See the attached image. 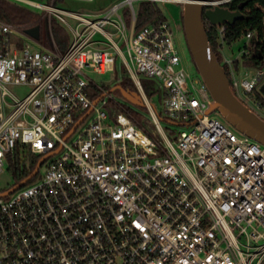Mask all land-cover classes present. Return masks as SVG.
I'll list each match as a JSON object with an SVG mask.
<instances>
[{"label":"built area","instance_id":"obj_1","mask_svg":"<svg viewBox=\"0 0 264 264\" xmlns=\"http://www.w3.org/2000/svg\"><path fill=\"white\" fill-rule=\"evenodd\" d=\"M11 1L42 10L48 40L0 18V171L16 148L55 158L38 180L0 197V264H264V145L207 112L212 97L185 68L170 22L136 29V0L90 13L58 8L57 0ZM234 1L245 0L202 5L229 9ZM52 18L70 31L64 50ZM211 25L231 90L264 120L256 95L264 64L241 61L252 32L236 39L243 42L232 57L228 23ZM117 59L155 132L87 75L114 71ZM141 77L156 79L162 110L186 127L172 139ZM11 85L29 90L20 97Z\"/></svg>","mask_w":264,"mask_h":264},{"label":"water","instance_id":"obj_2","mask_svg":"<svg viewBox=\"0 0 264 264\" xmlns=\"http://www.w3.org/2000/svg\"><path fill=\"white\" fill-rule=\"evenodd\" d=\"M180 1L182 3V25L186 43L201 80L213 100L207 112L217 111L236 130L264 145V120L242 103L231 90L226 71L217 59L204 23V19H206L211 24L223 22L233 24L235 20L245 17L241 10L246 1L240 2L237 9L233 11L220 6L205 9L202 5L203 0ZM25 32L33 39L39 38L38 26L26 28ZM114 78L118 80L117 69L114 70ZM113 89H118L122 97L132 104L146 107L140 93L124 89L119 80L111 90ZM260 89L264 94V83ZM82 118L73 125L69 133L73 131ZM47 157V155L40 157L32 172L6 191L0 192V197H5L16 188L26 184L30 178L36 175L41 163Z\"/></svg>","mask_w":264,"mask_h":264},{"label":"rangeland","instance_id":"obj_3","mask_svg":"<svg viewBox=\"0 0 264 264\" xmlns=\"http://www.w3.org/2000/svg\"><path fill=\"white\" fill-rule=\"evenodd\" d=\"M34 1L42 2V3L47 2V0H34ZM120 1L121 0H93L91 2H87V1H80V0H57L55 3V6L58 8L64 9V10H70V11H75V12H80V13H90V12H95L99 9L108 8L112 3L114 2L118 3ZM11 2L15 3L16 5L27 7L28 9L36 12L37 14L42 13V10L39 8L31 7V6L22 4L20 2H15V1H11ZM140 3L141 1H137V0L133 2V7L136 9V11L138 10ZM157 4L161 10L162 15L167 18V20L170 22L173 28L175 46L177 47L179 53L182 56L183 64L185 68L191 74L192 79H197L200 83L201 77L197 71V68L189 52L186 39H185V35H184V31H183V25L181 21L182 3L181 2H170V1H158ZM121 11H122V15L124 16L125 22L127 26L129 27L130 19H131V13H130L129 7L125 6L124 8L121 9ZM65 19L68 21L70 25L74 26L75 21L73 19H71L70 17H66V16H65ZM204 21L206 22L207 20L204 19ZM58 23L60 27H62V33L61 31L60 33H58L57 29L54 28V32L52 31L53 33L52 36L54 38L57 37L58 40L59 38H62L66 42V47H67L71 41L70 31L64 24L60 22ZM42 27H43L42 28L43 31L41 33V41H46L47 43L48 38H47L44 25ZM26 42H27L26 40H21V43L26 44ZM242 42L243 41L241 39H238L234 43H232L230 47L225 46V53L232 57L236 56L241 48ZM30 46L32 49L38 48V45L36 43H31ZM217 53L220 58V64H222V56L219 51ZM116 69L118 73L121 74L122 64L120 62V59H117L116 61ZM87 75L95 83L102 85L106 89V91L108 92L106 98L108 100H111V98H113L117 102L122 103L125 106H127L129 109L134 111V113H136L140 117L141 124L144 126V128L148 129V131L150 132H155L154 125L152 124V121H151V114L149 113L146 107L137 106L127 101L125 98L122 97L118 89L111 90L112 87L115 85V83L120 79L119 77H118V80L114 78V71H108L106 73L87 71ZM148 79L153 83L156 82L155 78H148ZM263 82H264V79L258 84L256 88V93H257L256 95L259 98H261L262 102H264V94L261 92L260 87ZM199 83L197 84V86H199ZM10 89L20 97L24 96L29 90V88L26 86H14V85H11ZM194 95L196 94L194 93ZM148 99L154 105L159 115L158 118H159L160 124L169 138L172 139L173 137H175L178 134L179 130L186 129V127H184L183 125L178 124L177 120H173L174 122L170 120L167 117V115L164 113V111L162 110V104L160 100V91L154 92L148 97ZM212 114L218 117L219 120H221L228 127H230L232 130L235 131V128L231 126L230 124H228L221 115H216L215 112H213ZM40 157L42 156L40 155ZM20 158L21 160H24L26 165H28L29 159L26 154H24L23 156L21 155ZM54 158L55 156L47 157L41 163L37 174L34 175L32 178H30L25 185L38 180V178L45 173L49 162L53 160ZM12 163H13L12 156H8L4 160L3 169L0 171V192L6 191L8 188L12 187L15 182L14 177L12 175Z\"/></svg>","mask_w":264,"mask_h":264},{"label":"trees","instance_id":"obj_4","mask_svg":"<svg viewBox=\"0 0 264 264\" xmlns=\"http://www.w3.org/2000/svg\"><path fill=\"white\" fill-rule=\"evenodd\" d=\"M246 4L242 10L245 14L244 18H240L234 21L233 24H228L226 41L228 44L235 41L237 38L244 35L247 31H251V37L248 41L246 47L249 50L247 55H243L241 61L249 66L260 67L264 64V13L260 7H256L255 4L258 3L260 6H264V0H245ZM239 4V1H234L228 5L229 9H236ZM0 18L14 24H18L24 27V29L38 26L39 27V38L41 41V33L43 31V25L45 24V19L42 18V13L37 14L36 12L23 7L16 5L10 0H0ZM160 19H167L162 15L161 10L156 1H143L140 3L138 10L136 11V21L135 28L139 29L149 23H153ZM182 21V14H181ZM207 36L213 47V50L217 56V59L220 63V58L218 56V41H217V32L215 27L211 25L208 21H204ZM55 25V27H54ZM54 28L57 29V32L62 33V27H60L58 21L55 18L51 19V32H54ZM53 34V33H52ZM58 47L61 50L66 49V42L57 37L54 38ZM239 61L235 60L234 65L237 67ZM223 68L227 72L226 65H223ZM118 73V71H117ZM120 85L127 90L136 91V87L132 79L127 74L126 68L122 66L121 74L118 73ZM141 85L147 97L153 94L156 91H159L156 82H151L147 77L140 78ZM131 110V109H130ZM137 120H140V117L131 110ZM141 124V123H140ZM27 155L29 159L28 165L25 164L24 160H21V155ZM13 163H12V175L14 177V184L20 182L22 179L26 178L34 169L37 161L40 158V155L33 154L29 151H20L16 148L13 154ZM27 183V182H26ZM13 184V185H14ZM25 185V184H24ZM22 185V186H24ZM9 189V188H8Z\"/></svg>","mask_w":264,"mask_h":264},{"label":"bare ground","instance_id":"obj_5","mask_svg":"<svg viewBox=\"0 0 264 264\" xmlns=\"http://www.w3.org/2000/svg\"><path fill=\"white\" fill-rule=\"evenodd\" d=\"M170 1H174V2H177V1H179V0H170Z\"/></svg>","mask_w":264,"mask_h":264},{"label":"flooded vegetation","instance_id":"obj_6","mask_svg":"<svg viewBox=\"0 0 264 264\" xmlns=\"http://www.w3.org/2000/svg\"><path fill=\"white\" fill-rule=\"evenodd\" d=\"M243 9H244V7L242 8V10H243ZM242 10H241V11H242Z\"/></svg>","mask_w":264,"mask_h":264},{"label":"crops","instance_id":"obj_7","mask_svg":"<svg viewBox=\"0 0 264 264\" xmlns=\"http://www.w3.org/2000/svg\"><path fill=\"white\" fill-rule=\"evenodd\" d=\"M99 10H101V9H99ZM98 11V10H97ZM96 12V11H95Z\"/></svg>","mask_w":264,"mask_h":264}]
</instances>
